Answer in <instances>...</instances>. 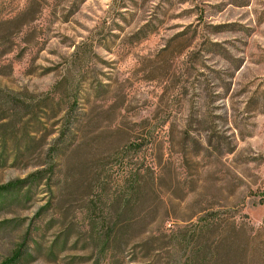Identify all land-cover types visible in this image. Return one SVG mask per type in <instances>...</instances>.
I'll list each match as a JSON object with an SVG mask.
<instances>
[{
	"label": "rangeland",
	"instance_id": "374dc122",
	"mask_svg": "<svg viewBox=\"0 0 264 264\" xmlns=\"http://www.w3.org/2000/svg\"><path fill=\"white\" fill-rule=\"evenodd\" d=\"M10 184L0 264H264V0H0Z\"/></svg>",
	"mask_w": 264,
	"mask_h": 264
},
{
	"label": "trees",
	"instance_id": "16d2710c",
	"mask_svg": "<svg viewBox=\"0 0 264 264\" xmlns=\"http://www.w3.org/2000/svg\"><path fill=\"white\" fill-rule=\"evenodd\" d=\"M131 174H133V172ZM151 178L153 184L154 178ZM126 183L127 186L123 189L124 192L120 197V199L123 201V204L121 205L122 212H127L132 204L136 203L140 199L142 194V186L139 174H133L132 177L126 181ZM16 187L17 185L13 184L0 187V195L16 189ZM210 227L211 225L206 220H203V224L198 227V230L194 231L190 235L181 236L179 241L177 240L180 246H183L186 255L184 263L182 264H215L216 260L220 259L221 254L216 248L208 247L199 241L201 239V235L205 232H208ZM21 256L22 250L19 248L17 251H15L13 257L5 261L3 264H15Z\"/></svg>",
	"mask_w": 264,
	"mask_h": 264
}]
</instances>
